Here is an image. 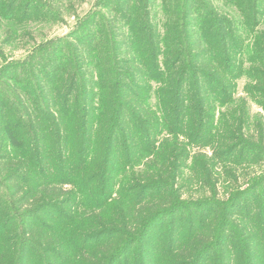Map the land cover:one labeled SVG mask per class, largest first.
I'll return each instance as SVG.
<instances>
[{
  "label": "trees",
  "instance_id": "trees-1",
  "mask_svg": "<svg viewBox=\"0 0 264 264\" xmlns=\"http://www.w3.org/2000/svg\"><path fill=\"white\" fill-rule=\"evenodd\" d=\"M222 1L237 20L210 3L162 0L158 25L154 0L127 6V40L111 33L107 51L97 43L96 88L40 54L37 77L25 75L0 105V264H264V174L233 205L181 200L177 187L188 172L215 192L205 155L188 147L210 146L227 174L251 163V149L264 154L262 126L253 138L247 118L226 125L219 114L229 111L243 47L261 67L248 76L264 111V35L239 43L258 26L260 3Z\"/></svg>",
  "mask_w": 264,
  "mask_h": 264
},
{
  "label": "rangeland",
  "instance_id": "rangeland-1",
  "mask_svg": "<svg viewBox=\"0 0 264 264\" xmlns=\"http://www.w3.org/2000/svg\"><path fill=\"white\" fill-rule=\"evenodd\" d=\"M137 1L0 0V3L3 5L0 12V105L3 102L12 100L10 95L14 92L15 86L21 80L26 79L25 75L37 77L38 71L42 69L39 66L40 64H38L41 61L40 54L43 55L42 58L46 59V62L54 71L56 67H59L57 69L59 70L62 66L66 67L69 73H72L74 69H80L81 74L85 77L84 85L87 89H89L87 86L88 79L89 86L91 87L90 82L92 81L94 83L93 87L96 88L95 52L97 43L99 41L103 42V49L107 51L112 46L111 33L117 36V41L125 42L127 40L126 36H128V32L123 26L124 22L121 20V17L126 15L127 6L133 5ZM198 2H203L205 5L210 3L223 14L233 16V20L238 19L239 15L234 10V6L229 9L227 8L229 7L227 3L222 0H198ZM259 3L260 15L258 16V26H251L246 30L251 33L247 36L248 40L245 41L240 36V46L244 45V42L246 44L248 42L252 43V37L254 36L264 35V0H259ZM13 7L17 9L15 21L9 19L10 10ZM161 7L162 0H154L152 13L153 16L155 15L158 25L166 23L164 10ZM100 18L111 21L108 22L107 26L102 27L99 24L101 22ZM107 28L112 29V32L105 30L104 34H96V31L102 32L103 29ZM47 44L48 46L46 47ZM126 50V46L122 48L121 55L123 57L121 65L130 57L128 53L123 54ZM233 50H235L234 47ZM79 51L80 57H78ZM239 51H241V54L238 52L235 58L239 60L237 66H241V75L235 81L236 90L232 96V101L227 106L228 113L225 114L226 109L222 108L219 114H223L226 125L232 123L231 115H239L243 119L247 118L245 133L255 138L259 126H262L264 129V111L253 99L254 97L259 98L258 94L252 89L257 83L255 76L249 77L248 74H252L251 70H260L261 67H252L255 65L248 64L247 60L250 56L247 54L245 47ZM73 52L76 53L75 57L70 55ZM37 55L38 60L34 58ZM57 59L61 60V62ZM127 69L126 66L123 70L127 71ZM81 76L76 79L75 85L79 84ZM94 92L96 97V89ZM20 95L25 97L22 93ZM74 95L75 91L73 92ZM151 103H153V99ZM218 131L222 132L221 129ZM188 149L191 155L199 153L205 155L206 159L204 162L207 163L211 171L210 180L215 184L216 188L214 195H210V187L208 189L203 182H196L192 174L184 172L183 180L177 183L179 193L182 195L181 200H201L206 196L210 201L220 203L221 205L229 203L228 201L233 205L234 202L231 199L235 198L239 191L246 189L249 182L251 183L254 179L264 174V154H262V148H258V150L251 149L248 152L254 155L250 158L251 163L247 164L244 160L240 167H237V170L231 171L229 174L222 170L223 165L217 162V159L213 156V149L210 146L205 148L195 146L188 147ZM242 150L245 152L246 146L242 147ZM2 154L3 152L0 148V156ZM197 161L200 165L203 163L200 160ZM191 164L192 159L186 165L190 168ZM199 168L197 166V169ZM6 197L5 193H0V198L3 201ZM252 198L253 196L251 198L249 196L244 197L238 204ZM225 207L227 208L228 206ZM184 215L185 219L189 217V214L186 212Z\"/></svg>",
  "mask_w": 264,
  "mask_h": 264
}]
</instances>
